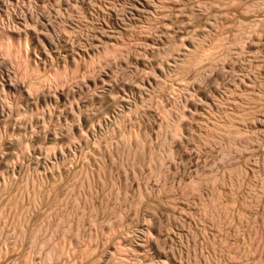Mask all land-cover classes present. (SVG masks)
Returning a JSON list of instances; mask_svg holds the SVG:
<instances>
[{"label": "rangeland", "instance_id": "1", "mask_svg": "<svg viewBox=\"0 0 264 264\" xmlns=\"http://www.w3.org/2000/svg\"><path fill=\"white\" fill-rule=\"evenodd\" d=\"M263 53L264 0H0V264L260 261L261 215L191 190L238 168L264 208Z\"/></svg>", "mask_w": 264, "mask_h": 264}, {"label": "bare ground", "instance_id": "2", "mask_svg": "<svg viewBox=\"0 0 264 264\" xmlns=\"http://www.w3.org/2000/svg\"><path fill=\"white\" fill-rule=\"evenodd\" d=\"M247 11V10H246ZM241 21V20H240ZM239 23V22H238ZM241 23V22H240ZM247 24V23H246ZM240 25V24H239ZM241 25H243V24H241ZM251 25V24H250ZM249 25V26H250ZM247 26H248V24H247ZM241 27H243V26H241ZM241 27H239V28H241ZM250 27H252V25L250 26ZM238 28V27H237ZM244 28V27H243ZM247 28V27H246ZM245 28V29H246ZM253 28V27H252ZM236 29V28H235ZM244 29V30H245ZM248 29V28H247ZM249 29H251V28H249ZM243 29H242V31H244ZM252 30V29H251ZM225 31V30H224ZM240 31V30H239ZM241 32V31H240ZM248 32V31H247ZM252 32V31H251ZM246 33V32H245ZM244 32H243V34H245ZM237 34V33H236ZM234 35L235 37H237L238 35ZM241 35H243L242 33H240ZM247 34V33H246ZM211 35V34H210ZM250 35H251V33H250ZM233 36V37H234ZM208 37V36H207ZM210 37V36H209ZM212 38V37H211ZM222 38V37H221ZM228 38V37H227ZM244 38V37H243ZM245 38H246V36H245ZM208 39V38H207ZM237 39H240V37L238 38L237 37ZM229 40V39H228ZM232 40H234V42H235V40L236 39H231V41ZM244 40V39H243ZM243 40H239V41H243ZM204 41V40H203ZM202 40H201V42H203ZM213 41H215V40H213ZM218 42H219V40H217ZM220 41H223V40H220ZM205 42V41H204ZM212 42V41H211ZM216 42V41H215ZM230 42V41H229ZM236 42H238L237 40H236ZM200 43V42H199ZM217 43V42H216ZM215 43V44H216ZM231 43H233V42H231ZM238 43H240V42H238ZM205 44V43H204ZM203 44V45H204ZM243 43H240V45H242ZM201 45V44H200ZM211 45V44H210ZM212 45H214V44H212ZM218 45V44H217ZM222 45H223V43H222ZM230 45V44H229ZM232 45V44H231ZM235 45H238L239 46V44H235ZM214 46H216V45H214ZM213 46V47H214ZM221 46V45H220ZM237 46V47H238ZM195 47H197V46H195ZM209 47V46H208ZM213 47L211 46V48L213 49ZM226 47V46H225ZM200 48V47H199ZM227 48H228V45H227ZM226 48V49H227ZM239 48V47H238ZM240 48H244V47H240ZM202 49V48H201ZM204 49V48H203ZM220 49V48H219ZM224 49V48H223ZM233 49V48H232ZM231 49V50H232ZM245 49V48H244ZM196 50V49H195ZM207 50V49H206ZM209 50V49H208ZM214 50V49H213ZM228 50V49H227ZM226 50V51H227ZM230 50V51H231ZM240 50H242V49H240ZM194 51V50H193ZM204 51V50H203ZM210 51V50H209ZM215 51V50H214ZM214 51H213V53H214ZM217 51V50H216ZM221 51V50H220ZM219 51V52H220ZM201 51H198V54L200 53ZM208 52V51H207ZM206 51H205V53H207ZM228 52V51H227ZM227 52H225V53H227ZM233 52V51H232ZM209 53V52H208ZM224 53V54H225ZM197 54V55H198ZM202 54H203V52H202ZM210 54H211V52H210ZM217 54H219L218 52H217ZM231 54V53H230ZM262 54V53H261ZM264 54V53H263ZM199 55H201V53L199 54ZM212 55V54H211ZM192 56V55H191ZM205 56H207V55H205ZM213 56H215V55H213ZM222 56V55H221ZM232 56V55H231ZM264 56V55H263ZM194 57H196V56H194ZM204 57V56H203ZM223 57V56H222ZM197 58V57H196ZM195 58V59H196ZM200 58H201V56H200ZM199 58V59H200ZM209 58V57H208ZM191 59H193V57L191 58ZM195 59H193V60H195ZM213 59V58H212ZM226 59V58H225ZM192 60V61H193ZM201 60V59H200ZM204 60H207V59H204ZM214 61H216L215 59H213ZM224 60V59H223ZM252 60V59H251ZM196 61V60H195ZM195 61H193L194 63H195ZM202 61V60H201ZM217 61H219L218 59H217ZM203 62V61H202ZM209 62H212V60H210ZM222 62V61H221ZM227 62V61H226ZM230 62V61H229ZM198 63V62H197ZM207 63V62H206ZM212 63H215V62H212ZM249 63V62H248ZM261 63V62H260ZM211 64V63H210ZM217 64V63H216ZM211 65H213V64H211ZM238 65V64H237ZM263 65V64H262ZM198 66H199V63H198ZM215 66V65H214ZM201 67V66H200ZM202 67H204L205 68V65L204 66H202ZM247 67V66H246ZM195 68V67H194ZM232 68V67H231ZM262 68V67H261ZM199 70V69H198ZM202 70V69H201ZM195 71V70H194ZM202 72V71H201ZM237 72V71H236ZM230 76V75H229ZM257 76V75H256ZM198 77V76H197ZM249 77V76H248ZM236 78V77H235ZM258 78V77H257ZM237 79V78H236ZM259 79V78H258ZM193 81H196V80H194L193 79ZM232 81V80H231ZM237 81V80H236ZM255 81V80H254ZM262 82V81H261ZM193 83V82H192ZM231 85V84H230ZM237 86V85H236ZM234 87V86H233ZM264 87V86H263ZM226 88V87H225ZM229 88V87H228ZM249 88V87H248ZM253 88V87H252ZM235 89V88H234ZM254 89V88H253ZM251 90V89H250ZM249 90V91H250ZM242 91V90H241ZM249 91H248V93H249ZM252 91V90H251ZM254 91V90H253ZM260 91V90H259ZM229 92V91H228ZM244 93V92H243ZM251 93V92H250ZM255 93V92H254ZM259 93V92H258ZM261 93V92H260ZM232 94V93H231ZM245 94V93H244ZM223 95V94H222ZM238 95V94H237ZM249 95V94H248ZM253 95V94H252ZM225 96V95H224ZM227 97V96H226ZM229 97V96H228ZM252 97V100H251V98H250V101H252L251 103L253 104V105H251L249 108H247V109H249L245 114H242V115H237L238 117L237 118H239L240 117V120L241 119H247V117H249V116H251L252 118L255 116V114L257 113V112H259L260 110L261 111H264V92L262 91V93L261 94H258V95H253V96H251ZM216 99V98H215ZM222 99V98H221ZM223 100V99H222ZM227 100V99H226ZM236 100V99H235ZM223 102V101H222ZM221 102V103H222ZM17 104V103H16ZM19 104V103H18ZM245 104V103H244ZM221 105V104H220ZM19 106V105H18ZM244 106V105H243ZM233 107H234V105H233ZM247 107V106H246ZM238 108V107H237ZM17 109V108H16ZM244 109V108H243ZM220 110V109H219ZM226 111H227V109H226ZM246 111V110H245ZM244 111V112H245ZM221 112V111H220ZM228 112V111H227ZM236 111H234V113H235ZM243 112V111H242ZM227 114H229V113H227ZM230 114H233V113H230ZM216 115V114H215ZM233 115H235V114H233ZM233 115H227V117H228V120L231 122H227V123H229V124H232V125H235L236 123L234 122V120H236L235 118H236V115L235 116H233ZM222 116V115H221ZM227 117H226V120H227ZM250 118V117H249ZM225 120V119H224ZM238 121H239V119H237ZM202 121V120H201ZM246 121V120H245ZM203 122V121H202ZM225 122V121H224ZM217 123V122H216ZM216 123H215V125H216ZM226 123V124H227ZM235 123V124H234ZM214 124V123H213ZM218 124V123H217ZM225 124V125H226ZM252 125V124H251ZM201 126V125H200ZM209 126V125H208ZM217 126V125H216ZM224 126V125H223ZM228 126V125H227ZM230 127H232V126H229V128L228 129H231ZM236 127H237V125H236ZM235 126H233V129L234 128H236ZM238 127H240V126H238ZM210 128V127H209ZM213 128V127H212ZM215 128H217V127H215ZM219 128V127H218ZM222 128V127H221ZM200 129H201V127H200ZM207 129V128H206ZM202 130V129H201ZM212 130V129H211ZM210 130V131H211ZM217 130V129H216ZM210 131H208L209 133H210ZM214 131V130H213ZM218 131V130H217ZM216 131V132H217ZM220 131V130H219ZM231 131V133L232 134H234V133H236V130H230ZM240 131V130H239ZM238 131V132H239ZM227 132V131H226ZM225 132V133H226ZM229 132V131H228ZM234 132V133H233ZM246 132V131H245ZM252 133H254V132H252ZM204 134V133H203ZM210 134H212V132L210 133ZM209 134V135H210ZM218 134V133H217ZM216 134V135H217ZM227 134V133H226ZM229 135H230V137H229V139L231 140V139H233L234 140V138H235V136H236V134H234V136L232 135V134H230V133H228ZM249 134H250V132H249ZM208 135V134H207ZM208 135V136H209ZM214 135V134H213ZM238 135H239V133H238ZM208 136H207V139H209L208 138ZM212 136V135H211ZM215 136V135H214ZM204 137V136H203ZM205 137H206V135H205ZM248 137V136H247ZM211 139L212 138H214L215 139V137H210ZM222 138V137H221ZM245 138V137H244ZM248 138H250V137H248ZM194 139V138H193ZM199 139V138H198ZM200 139H201V137H200ZM228 139V140H229ZM195 140V139H194ZM197 141V140H196ZM199 141V140H198ZM203 141H205V138H203ZM203 141H202V143H203ZM206 142V141H205ZM211 142H212V140H211ZM227 142V141H226ZM231 142V141H230ZM251 143V142H250ZM200 144V143H199ZM209 144V143H208ZM211 144V143H210ZM263 144V143H262ZM201 146V145H200ZM206 146V145H205ZM244 147L246 146V145H243ZM225 147V146H224ZM247 147V146H246ZM242 149V148H241ZM246 149H248V148H246ZM238 150V149H237ZM227 151V150H226ZM242 151V150H241ZM245 152V151H244ZM259 152V151H258ZM225 153V152H224ZM226 154V153H225ZM263 154H264V152H263ZM250 155V154H249ZM250 157V156H249ZM262 157H263V155H262ZM223 160V159H222ZM242 160V159H241ZM260 160H262V159H260ZM250 161V160H249ZM206 162V161H205ZM260 163V162H259ZM256 164V163H255ZM260 164H262L261 165V171L264 173V157H263V163H260ZM229 165V164H228ZM233 165V164H232ZM239 165V164H238ZM208 166V165H207ZM231 166V165H230ZM235 166H237V165H235ZM234 166V167H235ZM227 167H229V166H227ZM226 167V169H228ZM232 167V166H231ZM253 167V166H252ZM251 167V168H252ZM257 167H260V166H257ZM203 168V167H202ZM224 168H225V166H224ZM230 168V167H229ZM233 168V167H232ZM232 168H230V169H228V170H226V171H224V173H223V175L220 177L219 175L221 174H219L218 176L220 177V178H217L216 177V175L214 176L215 178H212L213 176H212V174L210 173V177H203V178H201V176H200V174H199V178H201V179H199V180H196L195 179V181L193 180V182H192V192H194L195 194H199L200 193V190H201V187H202V185L204 184H206V187H207V185H208V193H209V195L210 196H208V197H211V202H208V203H210V206H211V208H214L218 213H219V216L220 217H224L225 218V220H229V222H230V220H235L237 223H236V225H237V227L236 228H238V227H240L241 225H243V223H244V221H245V223L246 222H248V225L250 224L249 223V220L251 219V221L252 222H254V224L253 225H257V224H259L260 222H258V214H260L261 215V218H262V222H264V208L262 209V207H261V210L260 211H256V212H254L253 213V208H254V206L256 205V204H258V202H256V201H259V199H260V194H259V192H258V190H256L255 189V187H254V182H253V180H256V179H253L252 180V178L253 177H250L248 174V176L250 177L249 178V180L248 181H244L245 179H244V173H243V171H241L240 169H238V168H236V169H232ZM254 168H255V166H254ZM254 168H253V170H254ZM245 169V168H244ZM256 169H259V168H255V170ZM203 171V170H202ZM207 171V170H206ZM209 172H210V170H208ZM222 171V172H223ZM251 171V170H250ZM258 172H259V170H257ZM260 171V172H261ZM204 172V171H203ZM252 172V171H251ZM257 172V173H258ZM214 173H215V170H214ZM245 173H247V172H245ZM263 173H261V174H263ZM202 174V173H201ZM205 174V173H204ZM254 174H256V171H254V173H253V176H254ZM208 175V174H207ZM247 175H245V176H247ZM264 175V174H263ZM262 175V176H263ZM204 176V175H203ZM206 176V175H205ZM259 176V175H258ZM197 177V176H196ZM195 178V177H194ZM259 178V177H258ZM263 178H264V176H263ZM263 178H261V179H263ZM198 179V178H197ZM247 180V179H246ZM260 180V179H259ZM191 182V181H190ZM244 183H246V185L248 186V188H247V190L245 191V192H247V193H239L240 192V187H242L241 185H244ZM255 185H256V183H255ZM262 185V184H261ZM191 186V185H190ZM205 187V186H204ZM260 187V186H259ZM203 188V187H202ZM259 189V188H258ZM204 190V189H203ZM239 191V192H238ZM203 191H201V193H202ZM200 193V194H201ZM195 196H197V195H195ZM201 196H202V194H201ZM194 197V196H193ZM203 197H204V193H203ZM197 198V197H196ZM206 199V198H205ZM210 199V198H209ZM209 199H206V200H209ZM196 200H198V199H196ZM202 200H204V199H202ZM206 200H205V203H206ZM204 202V201H203ZM256 202V204L254 205V203ZM260 202V201H259ZM204 203V204H205ZM264 203V202H263ZM263 203L261 204V206L263 205ZM202 206H203V203L201 204ZM207 205V204H206ZM193 206V205H192ZM264 206V205H263ZM256 207V206H255ZM203 208V207H202ZM206 208H208L207 206H204V209H206ZM258 210V209H257ZM204 211V210H203ZM206 211H208V210H206ZM211 211H214V210H212L211 209ZM216 211H214V212H216ZM255 211V210H254ZM205 212V211H204ZM203 212V213H204ZM213 212V213H214ZM199 216V215H198ZM203 216V215H202ZM205 216V215H204ZM214 216H215V214H214ZM217 216V215H216ZM214 219V218H213ZM222 220V219H221ZM220 220V221H221ZM215 221H217V220H215ZM220 221H218V222H220ZM224 222V221H223ZM227 222V221H226ZM233 222V221H232ZM231 223V222H230ZM244 223V224H245ZM256 223V224H255ZM227 224H229V223H227ZM252 224V223H251ZM264 224V223H263ZM207 225V224H206ZM220 225V224H219ZM244 226V225H243ZM249 226H251V225H249ZM229 227V226H228ZM252 227V226H251ZM251 227H248V228H251ZM261 227H262V224H261ZM260 227V228H261ZM235 228V229H236ZM245 228V227H244ZM256 229L254 230L255 232H251V230L249 231L248 229V232H249V236H250V238H251V241L253 242V240H252V238H253V236L258 232V229H259V225H258V227L256 226L255 227ZM240 229H241V227L240 228H238V230L240 231ZM253 229V228H252ZM263 229V228H262ZM205 230H207V229H205ZM225 230V229H224ZM260 230V229H259ZM241 231H243V229L241 230ZM246 231V230H245ZM261 231V230H260ZM204 233V232H203ZM221 233V232H220ZM234 233V232H233ZM245 233V232H244ZM264 233V232H263ZM218 234V233H217ZM257 234H259V233H257ZM208 235V234H207ZM230 235H231V233H230ZM218 236V235H217ZM238 236V235H237ZM244 236H245V234H244ZM248 236V237H249ZM207 238V237H206ZM245 238H246V236H245ZM249 238V239H250ZM209 239V238H208ZM221 239V238H220ZM225 239V238H224ZM248 239V240H249ZM205 243V242H204ZM207 243V242H206ZM209 243V242H208ZM233 243V242H232ZM256 242L254 241V243L253 244H255ZM237 244V243H236ZM250 244H252L251 242H250ZM216 245V244H215ZM230 245H231V243H230ZM205 246V245H204ZM202 247V246H201ZM230 247V246H229ZM241 247V246H240ZM227 248V247H226ZM254 249V248H253ZM195 250V249H194ZM202 250V249H201ZM205 250V249H204ZM220 250H222V248H220ZM54 251H55V249H54ZM62 251V248H56V252H58V253H60ZM231 251V250H230ZM237 251V250H236ZM63 252V251H62ZM222 252V251H221ZM233 252V251H232ZM210 253V252H209ZM228 253V252H227ZM236 253V252H235ZM260 253V261H259V257L257 258L258 260L256 261V262H258L259 261V263L260 264H264V250H262V252L260 251L259 252ZM62 254V253H61ZM196 254V253H195ZM200 254V253H199ZM232 254V253H231ZM247 254V253H246ZM192 255V254H191ZM216 255V254H215ZM229 255V254H228ZM240 255H241V253H240ZM233 256V255H232ZM195 258H197V257H195ZM201 258V257H200ZM209 258V257H208ZM213 258V257H212ZM216 258V257H215ZM217 258H219V257H217ZM228 258V257H227ZM210 259V258H209ZM221 259V258H220ZM201 260V259H200ZM206 260V259H205ZM213 260V259H212ZM241 260V259H240ZM256 260V259H255ZM254 260V261H255ZM191 261V260H190ZM218 261V260H217ZM222 261V260H221ZM245 261V260H244ZM253 261V262H254ZM219 262V261H218ZM226 262V261H225ZM224 262V263H225ZM233 262V261H232ZM241 262V261H240ZM249 262V261H248ZM256 262H255V264H256ZM223 263V262H222ZM230 263V262H229ZM238 263V262H237ZM247 263V262H246ZM219 264V263H218ZM236 264V263H235Z\"/></svg>", "mask_w": 264, "mask_h": 264}]
</instances>
